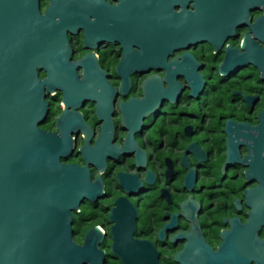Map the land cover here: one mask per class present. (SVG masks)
<instances>
[{"label": "flooded vegetation", "instance_id": "1", "mask_svg": "<svg viewBox=\"0 0 264 264\" xmlns=\"http://www.w3.org/2000/svg\"><path fill=\"white\" fill-rule=\"evenodd\" d=\"M49 8L77 85L37 68V128L84 171L72 240L100 264H264V0Z\"/></svg>", "mask_w": 264, "mask_h": 264}, {"label": "water", "instance_id": "2", "mask_svg": "<svg viewBox=\"0 0 264 264\" xmlns=\"http://www.w3.org/2000/svg\"><path fill=\"white\" fill-rule=\"evenodd\" d=\"M49 11L41 17L38 0H0V264H100L96 250L72 240V213L87 197L84 171L61 164V149L37 128L51 84L38 80L37 68L77 85Z\"/></svg>", "mask_w": 264, "mask_h": 264}]
</instances>
